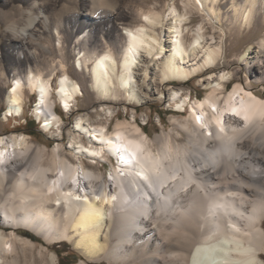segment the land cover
I'll return each instance as SVG.
<instances>
[{
	"label": "bare ground",
	"instance_id": "1",
	"mask_svg": "<svg viewBox=\"0 0 264 264\" xmlns=\"http://www.w3.org/2000/svg\"><path fill=\"white\" fill-rule=\"evenodd\" d=\"M15 2L21 5L20 22L0 7V24L6 26L0 34V65L9 60L0 78L7 75L13 85L5 93L0 84V95L5 93L9 103L5 116L21 114L25 84L38 92L35 114L43 128L61 127L63 118L51 99L53 77L35 65L39 53L51 52L42 39L61 43L64 21H54L51 8L41 0L4 3ZM190 3L221 28V9L226 7L229 25L264 28V21L254 22L264 17V0ZM188 13L174 4L164 23L162 12L152 9L144 13V23L132 27L125 24L123 10L109 8L100 16L94 10L85 12L73 23L81 33L94 32L92 42L77 40L78 63L80 68L92 64L93 86L103 102H117L111 97L116 85L130 102L145 101L136 69H142L146 85L150 73L163 85L171 80L186 83L205 73L209 77L202 83L210 91L204 99L193 100L189 92L183 95L181 86L170 90L178 110L189 106L182 142L164 133L151 144L135 114L132 120H119L111 134L105 125H92L79 116L74 125L78 139L69 144L73 158L58 151L59 143L47 156L46 148L34 146L24 133L0 134V223L14 227H0V264H40L45 258L44 264H59L54 251L45 257V245L36 254V241L17 232L19 226L48 241H72L85 258L80 264H264V97L241 81L226 93L234 72L216 67L224 55V34L208 37L201 22L191 28L188 42ZM181 17L186 19L182 22ZM121 24L127 32L122 58L111 50L97 54L98 35L120 39ZM261 42L262 50L264 38ZM253 57L250 51L242 55L243 72L255 69ZM261 71L257 81H264ZM62 76L56 91L67 111L82 86L66 70ZM102 109L114 113L107 104ZM106 154L118 162L108 176L85 163L109 160Z\"/></svg>",
	"mask_w": 264,
	"mask_h": 264
},
{
	"label": "rangeland",
	"instance_id": "2",
	"mask_svg": "<svg viewBox=\"0 0 264 264\" xmlns=\"http://www.w3.org/2000/svg\"><path fill=\"white\" fill-rule=\"evenodd\" d=\"M41 1L51 8L49 9V12L54 21H64L62 29L63 31L59 35L61 36L59 38L62 39L61 43H58L57 39H52V37H46L42 39V42L50 47L51 52H44L43 55L39 53V65H35L40 66L39 68L42 70V72H44V75L46 77H53V90L51 99L56 105V111L59 115L62 116L63 123L60 125L61 127L54 125L51 129L43 128V123H40V120L35 114V108L37 106L36 104L39 103L38 92H32L25 84V89L23 88L25 99L21 114L11 117L5 116L9 104L6 98L7 95L5 93H7V91L13 87V85L10 77L3 74L0 78V84L4 87L5 93L3 95H0V134L8 137L9 135L14 133H24L31 140V142L34 143V146L40 145L42 147H45L47 156H50L53 148L59 143L60 148L58 149V151L62 152V154H67L69 157H72L73 150L69 147V144H71L70 142L73 141V138L78 139V133L74 129V125L76 119L79 116H83L84 118H86L92 125H105L107 127L108 133L111 134L115 130L116 124L119 120H132V116L133 114H135L136 122L140 124L142 128H144V130L147 132L151 144H153V139L157 135L164 133L171 134L176 140L182 142L183 140H185L184 137H186V128L183 124L190 122V112L188 110L189 106H185V108L183 109L179 108L178 110L176 102L170 97V90L174 89L173 86H181L183 95L189 92L193 100H195L196 98L204 99V97H206L207 93L210 91V88L206 87L205 84L202 83V78H207L208 76L205 73L201 74L203 75L202 77L195 76L189 81H186V83H180L178 81L175 82L174 80H171L169 82L170 84L165 83L164 85L161 84L160 80L156 76H151L153 75V73H150L147 80L148 83H150L149 87L148 83V86L146 85V83H143L142 69H136L138 90L142 93L143 96L146 97V100L142 103L130 102L126 98L127 94L124 92V90L120 86L116 85L117 87L115 88L114 95H111V97L113 99L115 98L117 102H103L102 98L99 96V93L93 86V77L90 70L92 64L89 63V67L83 66L80 68V65L78 63V59L81 57V54L78 53L79 49L77 46V40L84 39L86 40V42H92L95 37L93 36V31L88 32L87 35L81 33L80 30L74 27L73 23H75L79 16L81 17V15H84V13L88 11L94 10V13L96 12V15L100 16L102 11L107 12L109 11V8L111 12L123 10L127 15L126 20L124 21L125 24L136 27L145 22L143 17L145 16L146 12L152 9H156L162 12V14L164 15L165 23L167 20L166 15L175 4L181 12H189L188 15H190V22L187 24L188 31L185 33V39L188 42L192 39V35L190 33L191 28L196 27L197 25L201 24V22L206 26V35L208 37H210L211 34H224H222L224 36V55L221 59H219L216 67L222 70H232L234 72V77L230 80V82L227 83L228 86L225 90L226 93L234 87L236 82L241 81L242 84L246 83L245 85L249 86L251 91L264 97V81H257L255 79L257 76H261V70H264V49L261 50L260 47V44H262L261 41L264 38V28H258L256 25H253L252 27H244L243 29L239 30L234 26L229 25L227 23V19L230 17L229 14H227V7L226 9H221V19L224 23L221 28V26H219L218 24L213 23L214 20L209 19L206 13H201L202 11L195 7L192 3H190V0ZM191 1L193 2V0ZM4 2L5 0H0V7L10 12L11 16L14 17V19H16L18 22H20V17L22 16L20 3L15 2L12 4H7ZM109 3L111 4V7ZM112 8L114 11H112ZM105 9L106 11H104ZM258 18L254 19L255 23H258V21H264V17L262 15ZM120 27V39L109 38L106 35L103 36V34L101 33L100 35H98L96 50V53L98 52L97 54L101 52L103 53L107 50H111L115 53L118 60L122 58V56L124 55L123 47H125V43L127 41V32L123 24H121ZM5 29L6 26L0 24V34L1 31L4 32ZM222 30L223 32H221ZM159 31L161 32L162 29L159 28ZM0 40L3 41L2 37L0 38ZM54 45H57L59 47L62 45L63 46L60 47V49H56ZM247 51L255 54V57L252 58H255V69H253L252 72L249 70L247 72H243L242 69V55ZM0 56L2 55L0 54ZM8 62L9 60L7 59L3 60L2 64L0 65V74L2 73L1 71H3L1 69L3 67L6 68ZM61 62H63V65H61ZM153 64L154 62H151V68L154 67ZM63 67H66L65 70L72 77H74V79H77L79 84L82 86V94L76 97V101L74 100L72 102L74 106H72V109L67 111L65 107L60 103L59 96L56 91L57 89H59V81L60 78L63 77L62 73L65 72ZM26 74V72L25 74L24 72H22V75L25 76ZM46 74H49L50 76H47ZM225 91L223 92L224 94ZM106 104L111 106L112 110H114L113 115L105 114V111L102 109V107ZM33 119H35V122H32ZM59 133L60 135L63 134L62 139L58 138L60 135H56ZM82 139L87 142V138L83 135ZM154 146L155 145H153V147ZM106 157L109 160L98 159L97 163H93L92 161H90V159H85V163L86 165L93 166L94 169L100 174L108 176L110 174V171H113V168L118 164V162L117 158L113 155L110 156V154H106ZM60 212H64V210L60 209ZM0 227L7 230L14 229L13 226L4 225L2 223H0ZM15 230L23 236L32 238L27 234L28 232L36 236L38 240H34L32 238L34 241H36L37 244V250L35 249V253L38 254L39 249L43 248L42 245H45L48 247V250L46 251L44 250L45 248H43L45 257L50 251H54L58 256L59 264H61V261L65 264H80V262L85 259L82 253L74 247L73 242L70 240L64 239L58 241H48L45 240L46 238L37 233L35 230L24 226H19L15 228ZM59 252L62 254L59 255ZM73 252L78 255L77 261H75V258H69V260L66 259V257ZM261 255L264 259V251ZM45 259H42V262L40 261L39 263L44 264L46 261ZM91 264H108V262L105 260H103L102 263H100L99 261H94L91 262Z\"/></svg>",
	"mask_w": 264,
	"mask_h": 264
},
{
	"label": "trees",
	"instance_id": "3",
	"mask_svg": "<svg viewBox=\"0 0 264 264\" xmlns=\"http://www.w3.org/2000/svg\"><path fill=\"white\" fill-rule=\"evenodd\" d=\"M29 122V121H28ZM28 122H27V124H28ZM32 122H35V119H33L32 120ZM34 128H35V126H34ZM28 235H30L34 240H38L37 239V237L36 236H34L32 233H27ZM59 255H61L62 253H58ZM69 258H75L76 260L75 261H77V259H78V255L75 253V252H73V253H71L70 255H68L67 257H66V259H68L69 260ZM72 263H75V262H72ZM61 264H65V263H63L62 261H61Z\"/></svg>",
	"mask_w": 264,
	"mask_h": 264
},
{
	"label": "snow or ice",
	"instance_id": "4",
	"mask_svg": "<svg viewBox=\"0 0 264 264\" xmlns=\"http://www.w3.org/2000/svg\"><path fill=\"white\" fill-rule=\"evenodd\" d=\"M145 19H147V17H145ZM186 18L185 17H181L180 18V20L183 22V20H185ZM133 39L135 40L136 39V37L134 36L133 37ZM133 52H135V49H133ZM97 155H99V153H96ZM135 154V153H134ZM71 195V194H70ZM98 199H99V197H98ZM105 202H107V201H105Z\"/></svg>",
	"mask_w": 264,
	"mask_h": 264
}]
</instances>
